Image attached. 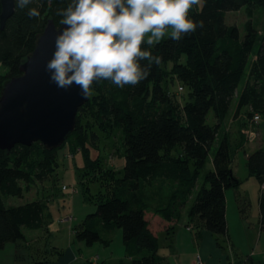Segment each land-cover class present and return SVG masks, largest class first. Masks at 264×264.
Masks as SVG:
<instances>
[{
	"label": "trees",
	"instance_id": "trees-1",
	"mask_svg": "<svg viewBox=\"0 0 264 264\" xmlns=\"http://www.w3.org/2000/svg\"><path fill=\"white\" fill-rule=\"evenodd\" d=\"M42 3L38 18H29L27 9L15 6L4 29H0V92L4 82L20 75L19 67L33 52L47 20L61 25L62 17L56 13L67 7L68 0ZM194 8L191 18L202 20L203 27L179 42L165 38L152 49L160 63L152 65L147 79L123 88L108 80L94 83L93 95L78 109L74 132L60 148L47 151L37 142L29 147L16 145L9 152L0 149V249L24 240L23 228L45 227L50 216L46 197L52 195L50 189L56 190L58 153L66 146L70 152H82L88 162L89 172L87 167L79 173V183L87 175L114 184L112 191L99 192L95 213L73 229L77 241L87 246L108 242L96 229L87 227V220L96 217L105 229L122 232L127 261L119 264H169L158 252L159 234L175 227L181 207L191 197L193 203L187 212L190 222L198 220V226L203 224L210 233L227 238L226 192L241 183L231 169L232 160L248 140V125L242 115L245 111L244 116L252 120L254 116L261 119L264 113V36L258 35V21L249 22L241 35L238 27L228 25L225 18L243 8L251 20L254 8L264 9V0H200ZM142 64L147 65V61ZM176 81L182 85L180 93L187 90L181 98H174L171 91ZM209 113L214 118L212 125L207 123ZM92 122L106 137L111 129H121L123 178L114 168H106L100 156L93 159L89 154V147L95 144L88 143L85 124ZM105 124L111 128L105 130ZM253 127L260 136L259 126ZM91 134L94 139L96 132ZM215 142L213 167L194 196L199 172ZM246 166L260 187L264 186V146L246 154ZM37 182L50 183L44 199L17 206L5 203L3 197L23 198ZM167 188L172 194L161 200L159 193ZM58 190L67 192L68 187L62 185ZM145 190L156 196V206L150 203L155 197H148ZM258 213L264 231L263 190ZM47 263L49 260L36 264ZM242 263L264 264L252 257Z\"/></svg>",
	"mask_w": 264,
	"mask_h": 264
},
{
	"label": "rangeland",
	"instance_id": "rangeland-1",
	"mask_svg": "<svg viewBox=\"0 0 264 264\" xmlns=\"http://www.w3.org/2000/svg\"><path fill=\"white\" fill-rule=\"evenodd\" d=\"M253 10L251 20L246 10L242 8L239 11L228 13L225 21L228 25L238 27L241 35L244 34L249 22L254 24L258 21L260 23L258 35L263 37L264 9L254 8ZM168 66L170 67L171 63ZM180 86L182 85L176 81V84L171 87V91L175 92L174 98L186 95V88L183 93L177 92ZM246 121L248 132H255L256 128L253 127L250 119ZM207 123L214 124L212 113H209ZM105 125H107L104 126L105 130L111 128V125ZM259 126L262 143L259 142V136L253 141L247 140L244 148L238 150L232 160L233 173L241 183L237 188L226 192L227 238L210 233L203 224L198 226L200 223L198 220L194 223L190 222L187 212L193 203L194 198L191 197L181 207L175 227L167 234L164 232L159 234L158 252L167 259L169 264H197V256L203 264H243L242 262L248 257H252L256 262L263 261L264 263V231L260 228L258 213L259 196L262 189L255 177L247 170L245 156L253 152L255 148L264 146V113ZM85 129L88 131L86 134L88 143L91 141L95 144V147L93 145L89 147V154L92 158L96 159L100 156L106 168L110 170L114 168L117 176L123 178L125 156L121 143V129H111L107 137L97 129V125L93 122L85 124ZM91 131L96 132L94 139L91 137ZM74 142L73 139L71 143ZM216 146L215 142L209 151L204 167L199 172L197 184L193 189L194 196L204 183L206 173L213 167L212 157ZM58 154L60 165L57 172L56 190L50 189V183L37 182L31 190L24 193L23 198L3 197L6 204L17 206L34 199H44L47 190L50 189V193L52 190V195L48 194L46 197V200H49L47 216H50L46 218L48 220L45 227L41 230L23 228L24 240L18 243H7L3 249H0V264H36L42 260H49L51 264H119L127 261L121 230L105 229L96 217L87 220V227L96 229L101 238L108 241V244L98 241L87 246L84 242L75 239L73 229L82 224L88 215L95 213L98 204L95 200L99 192L112 191L114 184L104 182L100 177L92 179L87 175L86 180L79 183V173L84 172V169L88 167L84 154L80 151L70 152L68 146L62 148ZM62 185L68 187L67 192H59L58 189H61ZM145 193L148 197L153 195L148 190H145ZM171 194L167 188L159 193V197L165 201ZM153 196L155 198L150 200L151 206L158 204L156 196ZM187 225L190 230H187ZM67 249L69 250L66 251ZM72 256L74 259H70Z\"/></svg>",
	"mask_w": 264,
	"mask_h": 264
},
{
	"label": "clouds",
	"instance_id": "clouds-1",
	"mask_svg": "<svg viewBox=\"0 0 264 264\" xmlns=\"http://www.w3.org/2000/svg\"><path fill=\"white\" fill-rule=\"evenodd\" d=\"M13 2L27 9L29 18L41 14L42 0ZM199 4L200 0H68L56 13L65 27L46 64L51 82L63 89L75 84L87 99L100 81L119 88L138 85L150 75L152 65L160 63L152 49L163 39L179 42L203 27L202 20L190 15Z\"/></svg>",
	"mask_w": 264,
	"mask_h": 264
},
{
	"label": "water",
	"instance_id": "water-1",
	"mask_svg": "<svg viewBox=\"0 0 264 264\" xmlns=\"http://www.w3.org/2000/svg\"><path fill=\"white\" fill-rule=\"evenodd\" d=\"M0 29L14 13L13 0H0ZM65 26L48 19L33 52L22 61L20 75L4 82L0 92V149L41 143L47 151L60 148L76 128L78 109L88 100L75 84L59 88L46 64L55 51V38Z\"/></svg>",
	"mask_w": 264,
	"mask_h": 264
},
{
	"label": "built area",
	"instance_id": "built-area-1",
	"mask_svg": "<svg viewBox=\"0 0 264 264\" xmlns=\"http://www.w3.org/2000/svg\"><path fill=\"white\" fill-rule=\"evenodd\" d=\"M178 91H179V92H182V87H179V88H178ZM260 120H261V119H260L259 117L256 116V117H253V119H252L251 122H252L253 125L255 126V125H258L257 123L260 122ZM254 131H255V132H251V133H250V132H248V130H246L245 134L247 135V139H248V140L253 141V140H255V139L258 137V134L256 133V130H255V129H254ZM62 189L65 190L66 187H63ZM94 260H96V259H94ZM197 264H203L202 261H201V259H200L198 256H197Z\"/></svg>",
	"mask_w": 264,
	"mask_h": 264
},
{
	"label": "crops",
	"instance_id": "crops-1",
	"mask_svg": "<svg viewBox=\"0 0 264 264\" xmlns=\"http://www.w3.org/2000/svg\"><path fill=\"white\" fill-rule=\"evenodd\" d=\"M244 113H245V111H244ZM244 113H243V115H242V117H244L245 119H243V120H249V119H246V117L244 116ZM250 121H252L251 119H250ZM260 122H261V120H260ZM260 122H258L257 124H258V126H259V124H260ZM234 124V123H233ZM259 129H260V126H259ZM260 140H259V142H260V144L262 143V141H263V139L261 138V129H260ZM246 145V144H245ZM244 145V146H245ZM262 146V145H261ZM260 147V146H259ZM259 147H257V148H259ZM257 148H255V149H257ZM245 156H246V154H245ZM231 169H232V167H231ZM233 171V170H232ZM234 174V173H233ZM261 189L264 191V186H262L261 187ZM153 206H156V204H154ZM193 223V222H192ZM194 225V224H193ZM191 227V226H190ZM187 230H190V228H189V225H187ZM106 244H108V242L106 243ZM69 249H67L66 251H68ZM70 259H74V256H72V257H70ZM263 262V261H262ZM47 264H51V262H49V263H47Z\"/></svg>",
	"mask_w": 264,
	"mask_h": 264
},
{
	"label": "bare ground",
	"instance_id": "bare-ground-1",
	"mask_svg": "<svg viewBox=\"0 0 264 264\" xmlns=\"http://www.w3.org/2000/svg\"><path fill=\"white\" fill-rule=\"evenodd\" d=\"M254 117H256V116H254Z\"/></svg>",
	"mask_w": 264,
	"mask_h": 264
}]
</instances>
